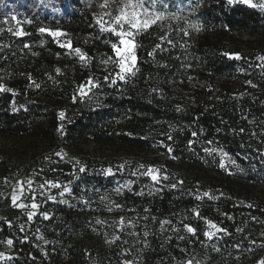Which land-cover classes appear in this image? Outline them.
Masks as SVG:
<instances>
[{
    "label": "trees",
    "instance_id": "16d2710c",
    "mask_svg": "<svg viewBox=\"0 0 264 264\" xmlns=\"http://www.w3.org/2000/svg\"><path fill=\"white\" fill-rule=\"evenodd\" d=\"M102 1L0 0V18L16 16L26 33L17 38L3 30L0 37V74L9 76L7 91L0 92V136L45 143L60 138L75 147L88 142L113 145L126 156L139 158L150 147L146 140L163 132L171 152L168 148L161 158L126 164V174L115 172L116 168L112 175L89 173L88 168L73 181L72 190L81 185L87 190L103 181L110 188L116 176L132 181L121 196L110 192L116 206L146 219L145 245L134 264H192V257L203 253L209 240L204 236L212 230L207 222L230 234L223 238V231L217 232L214 239L220 250L234 255L227 264L264 261V60L257 59L264 56V10L225 0H157L160 8L179 13V28L162 31L152 26L137 35L136 74L111 85L104 82L108 73L97 66V56L112 55L110 43L115 41L96 23ZM181 22L189 27L198 24L199 31L183 28ZM40 27L69 33L68 50L39 33ZM77 48L87 63L75 56ZM57 69L59 86L36 87ZM89 79L100 86L81 97L79 85ZM12 104L18 109L13 111ZM74 105L78 111L68 115L70 121L63 126L59 113ZM175 127L187 136L195 132L211 141L243 171L225 170L201 150V155L178 151L173 145ZM148 166L171 179L153 184L159 191L150 189V178L143 175ZM162 221L170 222L171 239H163ZM185 225L194 227L195 235L185 231ZM2 226L7 235L8 226ZM239 230L253 231L237 238ZM17 246L18 257L3 264L118 261L117 250L103 259L94 251L95 244L86 249L84 236L65 248L64 259L55 253L43 256L38 245Z\"/></svg>",
    "mask_w": 264,
    "mask_h": 264
},
{
    "label": "rangeland",
    "instance_id": "374dc122",
    "mask_svg": "<svg viewBox=\"0 0 264 264\" xmlns=\"http://www.w3.org/2000/svg\"><path fill=\"white\" fill-rule=\"evenodd\" d=\"M225 1L227 2V0ZM105 2L106 0H103L101 4ZM262 2L264 0H253L255 5H259ZM119 6L122 5H117L112 3V0H107V7H100L97 20L101 18L106 21L110 20L112 17L105 13L118 14L116 10ZM157 10L164 13V19L156 21L150 27L158 26L162 31L165 29L171 31L179 28V13L167 12L165 6L160 8L158 4ZM12 17L0 18V37L3 30L11 29V32H14L20 28L17 25L19 19L15 16L16 20H13ZM181 24L183 28L192 29L187 26L188 23L181 22ZM97 26L99 27L98 24ZM61 33V36L52 38L57 45H63L68 50L72 37L69 33ZM140 33H137L135 37ZM107 34L112 37L110 33ZM113 42L118 43V38H115ZM74 53L79 58L76 52ZM81 53H83L82 50ZM115 60L116 57L113 52L109 56L98 55V69L106 71L108 75L114 77L119 70ZM105 61L109 62L105 63ZM59 73L56 71V75H48L45 81L37 84L41 89L57 87L59 83L56 80L59 77ZM8 81L9 76L6 73L0 74V85H4L6 88ZM12 108L15 111L18 106L12 104ZM77 109L78 107H75V105L74 107L67 106L66 110L61 111L65 114L63 119L60 118L61 112L59 113L63 126L70 121L68 115L75 114L78 111ZM175 128H177L174 130L176 140L173 141V145L178 151L187 150L195 155L205 154L209 161L219 166L220 160L223 158V168L225 170L228 169L232 172L237 170L235 166L237 164H233L228 156L222 157L217 145L214 143L210 144L206 140L203 141L200 136L193 137L192 134L187 136L181 129ZM146 141L151 148L149 147L146 152H140L139 158H134L133 156H126V152L118 150L113 145H98L94 142H88L82 144L81 147H75L67 140H61L60 138L54 143H45L36 141L31 137L0 136V253H3L5 257L0 259V264L12 263L13 259L18 257L16 252L18 244H25L27 248L38 245L43 252V256L55 253L64 259L65 248L82 236L86 240L85 248L87 249V247L95 244L96 249L94 251L97 250L100 255H104L103 259L112 257V251L117 250L118 261L115 264H129V262L134 264L138 261L140 252L145 245L143 239L147 230L143 222L146 219L141 215L133 214L128 207L126 209V207L116 206V202L111 198L110 192L111 189L115 195L121 196L130 189L132 181L126 183V179H123L122 176H116L112 179L110 188L104 181L99 186H89L87 190L86 186L81 185L74 192L72 187L73 181H77L82 176L79 171L81 167H84L86 171L89 168V173L105 174V169H111L113 174L114 170L112 168H116L115 172L119 171L121 174H126V164L135 165L136 160H142V162L146 163L148 160L161 158L168 151L166 149L171 148L170 146L168 147L163 132L156 134V137L150 136ZM189 141H193L191 148H189ZM205 149L208 151H205ZM213 149L217 151H212ZM199 150H201V154L198 152ZM113 160L118 161V163L112 162ZM148 168L155 169V174H158V168L151 166H148ZM164 177L165 175L161 176L158 174V182H153L149 177L152 185L150 189L159 191L153 184L161 183ZM166 177L168 178V176ZM170 180V178L167 179L169 182ZM47 181L59 183L61 187L51 188L46 183ZM65 186L70 188L71 192L60 196V192ZM117 188L120 189L119 192L116 191ZM13 195L17 197L15 205L11 199ZM49 196H55L56 201H49L47 199ZM61 200L65 201V203H60ZM33 203L37 204L38 207L36 209H32L31 205ZM20 205H23V207H20ZM29 212L36 213L32 221L27 219ZM44 213H47L50 217L49 220L43 219ZM98 220L100 221L99 224L97 223ZM3 223L8 226L7 235L2 234ZM169 223L163 224L160 228L165 240L171 239L174 233L173 229L167 227ZM68 224H72V226L69 227ZM211 231L215 230L212 229ZM251 231L253 230H245V233H242L243 231L239 230L237 238L242 234L248 237V232ZM222 234L223 238L230 237L228 233L223 232ZM8 239L13 240L12 246L6 243ZM214 239L215 236L208 240L203 253L192 257V264H227L230 259L233 258L235 260L233 254L220 250L218 243ZM234 239H236L235 236ZM127 245L128 249L126 250ZM235 251L238 253L237 249ZM216 254L215 262L211 261ZM94 262L95 264H107L103 261L96 262L94 260ZM259 262L261 260L256 264H259Z\"/></svg>",
    "mask_w": 264,
    "mask_h": 264
},
{
    "label": "snow or ice",
    "instance_id": "6c2138e0",
    "mask_svg": "<svg viewBox=\"0 0 264 264\" xmlns=\"http://www.w3.org/2000/svg\"><path fill=\"white\" fill-rule=\"evenodd\" d=\"M42 2V0H41ZM112 3L119 6L116 10L118 14L112 15V13H105L106 15L111 16L112 18L110 20H103L98 19L96 23L99 25V30L101 33H110L112 37L118 38L117 42L111 43V50L115 54L116 60L115 64L118 67V72L115 73V76H105L104 82L110 83L111 85H115L117 81H125L126 77L128 76H134L136 74V71L138 70L136 68L138 57L136 55V41H135V35L137 33L146 31L152 24H154L158 20L164 19V13L157 10V0H152V2L149 4V0H112ZM227 3L229 5H234L236 3L246 5L248 7H259L261 10H264V2L260 3L259 5L253 4V0H227ZM147 5V6H146ZM101 8L107 7V0L105 3L100 5ZM160 7H163L160 5ZM13 20H16V17H12ZM28 23H31V21H28ZM190 27L195 28L197 31H199V25L198 24H191ZM9 31H12L11 29ZM39 33L47 34L48 36H51L53 38L59 37L62 35V33L59 30L53 31L51 29H47L44 27H40L38 29ZM13 34L17 38H22L26 35L23 28L16 29ZM187 35V33H185ZM63 47V45H61ZM25 48L30 47L29 44L24 45ZM76 54L79 56V59L82 62L87 63V57L81 53V50L79 48L75 49ZM150 56L152 55L151 52L148 53ZM236 59H240L239 55L237 54L235 56ZM259 60H264V56L257 57ZM109 61H105V63H108ZM57 72H59V69H57ZM31 79V78H29ZM100 85L98 83H95L92 79H89L87 81V84H81L79 85V95L81 97L87 96L89 92L92 91L94 88H98ZM37 88H39V85H36ZM7 91V89L4 87V85H0V92ZM180 109L178 108L177 111ZM64 113H60V118H64ZM60 131L63 130L62 126L59 129ZM197 134L195 132L192 133V136L195 137ZM193 141H189V148H191ZM211 143V141H209ZM169 151L171 152L172 149L170 148ZM205 151H208L205 149ZM212 151H217L216 149H213ZM221 156H229L230 154L224 152L223 149H220ZM59 155V153H57ZM233 164H235V161H231ZM239 171H243L239 167V165H235ZM143 167V165H141ZM220 167H224V160L223 158L220 160ZM81 173H84L86 169L84 167H81L79 169ZM106 175H111L112 170L111 169H105L104 170ZM156 170L153 168H148L146 173H143V175H147L151 178L153 182H158V174H155ZM135 175V173H133ZM164 179H167L165 176ZM48 185L51 188H60L61 185L59 183H53L51 181H47ZM182 183V181L180 182ZM175 187V185H173ZM117 192L120 191L119 188L116 189ZM71 189L68 187H63V190L60 192V196H64L67 193H70ZM205 196H208L209 194L207 192L204 193ZM12 203L15 205L16 203V195L12 196ZM49 201H56L55 196H49L47 198ZM197 200L200 199L199 196L196 197ZM60 203H65V201L61 200ZM20 207H23V205H20ZM32 209H36L38 206L36 203H33L31 205ZM147 211V209H145ZM35 212H29L27 219L28 221H32L33 217L35 216ZM196 216H199V213H195ZM44 220H49L50 217L47 215V213L43 214ZM97 223L99 224L100 221L98 220ZM162 224L169 223V221H162ZM209 229H214L215 231H205L204 236L207 239H212L213 236L216 235L217 232H227L226 229L218 228L215 223L207 222ZM186 231L190 234L195 235L196 229L192 227L191 225H185ZM147 235V233H145ZM26 239V237H25ZM183 239V237H181ZM6 243L9 246L13 245V240L8 239ZM218 250V249H217ZM4 254L0 253V259H4ZM10 259V257H9ZM130 264V262H129ZM189 264H191V261H189ZM259 264H264V261L259 262Z\"/></svg>",
    "mask_w": 264,
    "mask_h": 264
}]
</instances>
